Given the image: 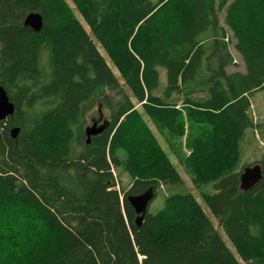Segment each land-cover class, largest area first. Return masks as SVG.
<instances>
[{
	"label": "trees",
	"instance_id": "1",
	"mask_svg": "<svg viewBox=\"0 0 264 264\" xmlns=\"http://www.w3.org/2000/svg\"><path fill=\"white\" fill-rule=\"evenodd\" d=\"M71 2L89 29L66 0H0V85L15 103L0 122V264H264V153L253 188L237 171L264 90V0ZM231 45L244 72L228 70ZM145 115L188 151L194 184L212 183L202 198L237 255L192 193L135 223L129 194L182 182Z\"/></svg>",
	"mask_w": 264,
	"mask_h": 264
},
{
	"label": "rangeland",
	"instance_id": "2",
	"mask_svg": "<svg viewBox=\"0 0 264 264\" xmlns=\"http://www.w3.org/2000/svg\"><path fill=\"white\" fill-rule=\"evenodd\" d=\"M66 1L69 3L71 7H73L78 19L83 23V25L87 29H89L88 25L83 20L80 13L75 9L71 0H66ZM223 15L224 13L222 12L221 14L222 22L224 21ZM231 51L235 58V62L233 65H230V67H228V70L231 72L232 71L244 72L245 64L242 58L240 57V55L236 52V50L233 48L232 45H231ZM102 53L104 54L103 51ZM114 71L117 74L115 68H114ZM160 72H161V81L164 82L165 71L163 69H160ZM251 101H252L251 114L253 116L255 126L246 130L245 136L242 141V156L237 166V171L243 170V168L246 165H249V164H252V163H255L261 160L262 155L264 153V90L255 91L254 95L251 97ZM145 119L147 123L150 125V127L154 130L159 142L162 144L163 148L168 153L172 163L174 164L175 168L177 169L178 173L180 174L182 178V182L175 186L160 185L157 190L156 198L152 200L149 205V208H148L149 211L153 212L155 210H158L163 205L164 198L168 194L175 193V192L192 193L198 198L203 209L205 210L207 215L212 220L214 226L219 230L225 242L232 249V251L237 255L235 248L233 247L231 241L229 240V238L227 237L223 229L220 227L218 220L213 215L210 208L208 207V205L202 198V191H212L213 190L212 183H205L201 187H197L192 180V175L188 172L185 165L181 162V156H183L182 155L183 152L186 151L188 153V151L186 149H183L180 142L177 144L174 142L175 140H173L171 143V141H169L171 138H168V134L165 131L158 130L150 117L145 115ZM114 171L116 172L115 174L120 184L119 186H117V188L120 190L122 189V187L127 189L129 185L132 183V178L130 177V175L122 168H120L119 170L115 169Z\"/></svg>",
	"mask_w": 264,
	"mask_h": 264
},
{
	"label": "water",
	"instance_id": "3",
	"mask_svg": "<svg viewBox=\"0 0 264 264\" xmlns=\"http://www.w3.org/2000/svg\"><path fill=\"white\" fill-rule=\"evenodd\" d=\"M24 24L31 27L32 29L39 31L43 26V18L39 12L32 11L30 12L25 20ZM15 112V103L10 99L6 89L0 85V122L4 119L12 116ZM102 127L98 126L97 122L94 121L91 125L86 128L88 142H90V137L93 134L98 133ZM19 129L14 128L12 130V135L16 137ZM262 178V168L260 163H255L252 165H246L242 172L240 173V188L242 190H249L253 188ZM128 201L135 209L137 214L135 223L141 225L143 219L148 211L151 201L155 197V191L153 187L138 193V194H129Z\"/></svg>",
	"mask_w": 264,
	"mask_h": 264
},
{
	"label": "bare ground",
	"instance_id": "4",
	"mask_svg": "<svg viewBox=\"0 0 264 264\" xmlns=\"http://www.w3.org/2000/svg\"><path fill=\"white\" fill-rule=\"evenodd\" d=\"M264 86V85H263Z\"/></svg>",
	"mask_w": 264,
	"mask_h": 264
}]
</instances>
